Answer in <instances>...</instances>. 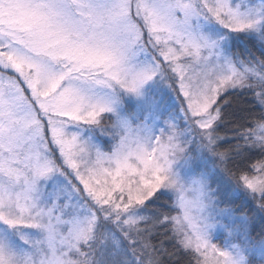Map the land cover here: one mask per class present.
Masks as SVG:
<instances>
[{"label": "snow or ice", "instance_id": "snow-or-ice-1", "mask_svg": "<svg viewBox=\"0 0 264 264\" xmlns=\"http://www.w3.org/2000/svg\"><path fill=\"white\" fill-rule=\"evenodd\" d=\"M0 264H264V0H0Z\"/></svg>", "mask_w": 264, "mask_h": 264}, {"label": "trees", "instance_id": "trees-1", "mask_svg": "<svg viewBox=\"0 0 264 264\" xmlns=\"http://www.w3.org/2000/svg\"><path fill=\"white\" fill-rule=\"evenodd\" d=\"M243 47H244V44L241 43V44L239 45V49H243ZM239 49H238V50H239ZM257 54H258V53H257ZM249 99H250V98H248V97L240 98L239 101L235 102V103H236V106H238V107H239V106H243V104H244L245 102H247ZM222 134H223V133H222ZM229 135H230V133H229ZM249 229H250L251 234H252L254 237H257V238H258V234H259L260 231H261L259 223L255 222V221L252 222V223L249 225Z\"/></svg>", "mask_w": 264, "mask_h": 264}]
</instances>
